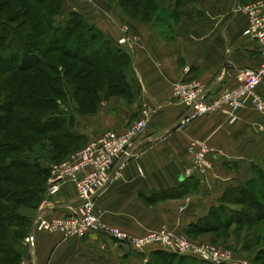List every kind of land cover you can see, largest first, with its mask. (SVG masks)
Masks as SVG:
<instances>
[{
	"label": "crops",
	"instance_id": "1",
	"mask_svg": "<svg viewBox=\"0 0 264 264\" xmlns=\"http://www.w3.org/2000/svg\"><path fill=\"white\" fill-rule=\"evenodd\" d=\"M251 1L162 0V22H156L132 19L105 0L96 1L101 13L83 0H62L64 15L80 14L130 58L125 69L130 101L104 102L89 121L77 117L71 132L89 142L106 129L123 132L142 108L152 110L145 136L115 163L95 197L102 221L138 237L163 226L184 232L213 210L228 208L230 194L264 172V115L248 107L232 117L223 109L182 126L185 109L172 90L179 81H196L215 95L237 85V70L264 64V42L244 34L248 20L237 12L238 6L257 0ZM256 95L264 100V83ZM194 140L215 152L214 170L205 181L188 176V147ZM164 192L172 197L153 204V197ZM186 201V209H180ZM78 207L75 184L64 182L56 195L44 200L38 214L63 217ZM35 237L22 264H149L162 252L159 245L136 250L98 232L68 239L36 232Z\"/></svg>",
	"mask_w": 264,
	"mask_h": 264
},
{
	"label": "rangeland",
	"instance_id": "2",
	"mask_svg": "<svg viewBox=\"0 0 264 264\" xmlns=\"http://www.w3.org/2000/svg\"><path fill=\"white\" fill-rule=\"evenodd\" d=\"M21 1V0H20ZM19 1V2H20ZM29 4L30 8H34L36 12L55 14L62 10L63 4L61 0V5H59L58 0H54L53 4L50 0L43 1V3H35L30 0ZM86 2L91 8H94L98 13H101L100 6H97L96 1L98 0H83ZM122 0H105L106 4L111 7L120 6L132 19H140L143 21H156L162 22V0H142L145 4L141 7L140 15L137 18H134L128 13L122 6ZM255 1V0H253ZM251 1V2H253ZM2 2V3H1ZM12 0H0V17L8 23V27L10 26H18L20 22H26L28 24V18L18 17L16 16V11H14V7H12ZM250 3V2H249ZM18 9V8H17ZM32 13V12H31ZM76 13V12H75ZM78 14V13H77ZM12 16L18 17V20H11ZM64 18L59 17L56 18L58 23H62ZM12 29V28H11ZM18 35L20 34V29L17 27ZM22 31V29H21ZM24 32H21V34ZM16 34V33H15ZM30 41H34L31 39ZM36 48H38L36 46ZM59 57V54L52 53L47 61H44L42 65H50L54 60L52 58ZM62 67L58 68V72L61 73V88L62 94L57 95L54 92L47 91L45 97L55 98L58 101V105L63 111L62 114L66 115L67 119H69L70 127L74 125L77 117H85L86 121L92 119V117L99 110V107L104 102L109 101L113 98H121L130 101L129 99V91L128 89L125 91L123 88H117L112 86L111 80H106L104 75L101 73L105 67L113 65L111 63H104L105 65H99L97 67L87 68L86 64H79L77 62H73L70 60H62ZM70 62L75 65L74 71L72 69L66 68V63ZM9 64V62L0 61V66L4 67ZM117 69L121 66L113 65ZM43 68V67H40ZM86 68L87 71L90 70L92 75L78 76L77 72L82 71ZM12 71H15V74L19 78L20 82L23 84V81L30 76L34 77L33 71H20L17 68H12ZM45 69V68H43ZM11 71V72H12ZM84 72V71H83ZM1 73V72H0ZM55 74V73H54ZM53 76V75H52ZM41 78H43L41 80ZM37 80L44 81L46 78L41 77ZM80 78V79H79ZM2 79V78H1ZM79 79V81H76ZM80 82V83H79ZM80 84V85H79ZM84 86L85 89H80L79 86ZM12 87L11 84L4 83V81H0V106L4 105L0 111V168H3L4 163H11V160L15 158V156L19 155V151L11 150L8 151L5 145L11 147H20L26 152H30L35 156H38L40 160L43 161L47 166H59L65 160H67L70 156L76 154L78 150H80L84 145L88 143L87 139L81 138L78 140L70 139L69 137L62 138V144L57 142V140L50 141V136L59 137L63 135L65 129L57 131L55 133H51L49 135H41L39 136L37 132L30 130L29 125H24L21 119V115L25 112L34 113L36 111H40L37 106V100L39 98L34 97H26L22 94H17L14 92L4 91L5 88ZM38 84L35 82L31 88L37 89ZM43 89V88H42ZM41 95V94H40ZM39 95V96H40ZM38 96V97H39ZM44 97V98H45ZM42 99V98H40ZM4 103V104H2ZM42 112V111H40ZM257 112L264 115V110L257 109ZM50 113L45 114L44 116H48ZM264 117V116H263ZM8 118V120L6 119ZM82 119V118H81ZM83 120V119H82ZM3 123V124H2ZM26 123H30L33 126L34 121H26ZM76 124V123H75ZM4 125V126H2ZM183 126V125H182ZM115 131L114 129H106L103 132V135L108 131ZM71 131V130H70ZM66 133V132H65ZM15 137L18 139H22V142H17ZM201 142V141H200ZM205 144V143H204ZM206 145V144H205ZM56 149H55V148ZM17 149V150H22ZM214 170V162L213 168L203 171V173H199L198 176L204 181L206 178L213 172ZM140 171V170H139ZM0 185H7V187L15 188L14 185L11 184V181H3L1 176H3L6 172H9V169H2L0 171ZM26 173L25 170H15V173ZM206 172V173H205ZM141 173V172H139ZM46 181V191L43 195L44 200L49 198L48 186L49 181L53 178L52 171L48 173L45 177H36V179ZM69 182V181H68ZM11 184V185H10ZM54 196V195H52ZM51 196V197H52ZM236 201H232L235 199ZM43 200V202H44ZM43 202H37L39 205L38 211L42 206ZM1 203V202H0ZM36 203V205H37ZM154 204V202H152ZM189 201H186L184 205L181 206L180 209H186ZM229 207L222 208L218 211H215L214 215L211 217V220L200 223L199 226L208 227L209 229H199L196 227H189L188 230L184 232L179 231L178 229H174L168 226H163L159 230L162 236L167 238H172L174 240L182 241L185 240L189 245L200 247V248H216L220 253V258L222 259H230L232 261L243 263V264H264V173L261 177H259L254 183L248 185L242 190L238 192H233L230 194L228 198ZM9 207H13L11 204ZM15 210V207H14ZM17 212L28 217H33L34 221L36 220L35 213L36 210L30 208L19 209L16 208ZM37 211V212H38ZM96 211V208H95ZM108 224V223H107ZM112 226V225H111ZM114 227V226H113ZM34 228V222L33 226ZM117 228V227H116ZM34 232V229L31 230V233ZM30 233V234H31ZM29 234V235H30ZM28 235V236H29ZM27 236V237H28ZM26 237V238H27ZM26 238L23 240L20 245L21 251H23V257L21 258L22 263L25 257L27 250L29 249L28 244L26 243ZM36 241V237H35ZM178 255V254H177ZM176 255V256H177ZM21 261L19 264H21ZM18 264V263H15ZM149 264H209L206 262H202L198 259L192 257H184L182 255H178L177 257L171 255H156L152 258V261Z\"/></svg>",
	"mask_w": 264,
	"mask_h": 264
},
{
	"label": "trees",
	"instance_id": "3",
	"mask_svg": "<svg viewBox=\"0 0 264 264\" xmlns=\"http://www.w3.org/2000/svg\"><path fill=\"white\" fill-rule=\"evenodd\" d=\"M12 1L11 6L14 7L16 16L28 18V24L23 21L20 22L18 26L8 27L6 26L8 23L0 17V61L9 62V64L4 67L0 66V81L2 80L4 83L6 82L12 85L10 88L6 87L5 90L2 89V92L15 91L17 94L20 93L28 98H39V100H37V106L35 107L42 112L36 111L34 115L25 112L21 115L20 119L24 125H29L28 128L37 132L39 136L49 135L65 129L66 133L63 132V135L59 137L50 136V141L54 142V140H57L60 145L64 137H69L74 140L81 139V137H77L69 130L67 123L70 121L67 119L66 115L62 114L63 111L58 105L57 99H47L44 94L47 91L54 92L57 95L63 93L61 90L63 86L60 84L61 73L58 72V68L64 66L62 60L67 59L79 64H86L88 65L86 66L87 68L97 67L101 64L105 65L104 63L121 66L120 68L122 69L120 70L110 65L101 70V73L106 80H111L113 82V87L123 88L126 91L128 88L125 69L128 68L130 63L129 55L114 46L110 40L104 39L103 36L95 30L94 27L89 25L80 14L70 12L64 15L65 13L62 10L55 14H44L36 12L34 8H30L29 4L31 2L27 0ZM30 1H32V3L46 2V0ZM50 1L53 4L54 0ZM57 2L61 5V0ZM143 4L145 3L142 0L121 1V6L134 18L140 15V9ZM18 17L12 16L11 20L17 21ZM59 17H64L62 23L56 21V18ZM17 27L20 29L19 35ZM21 32L24 33L21 34ZM31 39H34V41H30ZM36 46L38 48H36ZM52 53L59 54V57L52 58L51 60H54V62L50 63V65H42L44 61L48 60V57ZM65 66L66 68L72 69L71 71H74V64L67 62ZM12 68H17L20 71L32 70L34 77H28L22 84L15 74V71H12ZM76 75L77 77H86L87 75L93 76L92 72H90V70L87 71L86 68L82 71H78ZM41 77L46 79L43 82L37 80ZM42 79L43 78H41V80ZM79 79H76V81H79ZM35 82L40 86L37 89L31 88ZM79 88L81 90L85 89L83 85L79 86ZM3 106L4 105L0 106V111H7L6 108L2 109ZM47 113L50 114L45 117L44 115ZM6 119L8 120V118ZM26 121H34L35 125L28 124ZM15 140L19 143L22 142V139L16 137ZM2 145H5L8 151H19L20 154L15 156V158L11 160V163L6 162L3 164V168H0V171L2 169H9L11 173L6 172L1 176V179L3 181H11V184L15 187L10 189L11 187H7V185H0V264H19L23 257V251H21L19 243L25 240L31 233L34 218L18 213L16 208L34 209L36 210L35 217L38 215V207L44 200L43 195L46 191V181L42 178L41 180H39V178L37 180L36 177H45L48 175L51 171V166H47L38 156L26 152L20 147H7V144ZM16 169L26 170L27 172L15 173ZM263 173L264 172L258 174L257 178L250 182V184L254 183ZM248 185L244 186V188ZM243 189L241 190L243 191ZM164 193L154 196L152 201L156 202L172 197L169 193ZM234 200L236 201V198L232 199V201ZM37 202L41 203L38 204ZM10 204L13 207H9ZM215 211L218 210H213L210 217L199 221L192 227L198 226L199 229H209L205 227V224L204 226L199 225L201 222L205 223L211 220ZM156 255L178 256L177 254L168 253L163 250L162 252H157Z\"/></svg>",
	"mask_w": 264,
	"mask_h": 264
},
{
	"label": "built area",
	"instance_id": "4",
	"mask_svg": "<svg viewBox=\"0 0 264 264\" xmlns=\"http://www.w3.org/2000/svg\"><path fill=\"white\" fill-rule=\"evenodd\" d=\"M237 12L245 15L248 20L244 34L264 42V0L238 6ZM262 56L264 57V52ZM235 77L237 85L234 88L215 95L196 81L175 83L172 86L173 95L185 109L181 125H189L223 109H228L232 117L243 108L264 110V100L256 95L264 83V64L257 69L237 70ZM151 116L152 110L144 107L139 117L123 132L108 131L101 138L90 140L61 165L51 166L53 178L49 181V195H56L62 183L72 182L78 193L79 207L74 214L63 217L47 218L38 214L34 221V232L26 238L29 249L35 246L36 232L59 233L66 239L83 238L91 232H98L112 240L127 243L136 250L159 245L165 252L189 256L209 264H243L220 258L216 248L209 250L191 246L185 240L178 242L162 236L159 231H152L141 237L131 236L102 221L96 213L97 193L106 185L115 163L128 154L135 142L145 136ZM188 151L192 156V167L188 176L198 175L203 173L202 170L213 168L211 155L215 152L203 142L192 141Z\"/></svg>",
	"mask_w": 264,
	"mask_h": 264
},
{
	"label": "water",
	"instance_id": "5",
	"mask_svg": "<svg viewBox=\"0 0 264 264\" xmlns=\"http://www.w3.org/2000/svg\"><path fill=\"white\" fill-rule=\"evenodd\" d=\"M34 228H32V230H33Z\"/></svg>",
	"mask_w": 264,
	"mask_h": 264
}]
</instances>
